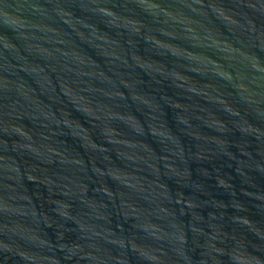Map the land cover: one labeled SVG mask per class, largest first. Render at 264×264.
I'll use <instances>...</instances> for the list:
<instances>
[{
  "label": "water",
  "instance_id": "1",
  "mask_svg": "<svg viewBox=\"0 0 264 264\" xmlns=\"http://www.w3.org/2000/svg\"><path fill=\"white\" fill-rule=\"evenodd\" d=\"M0 264H264V0H0Z\"/></svg>",
  "mask_w": 264,
  "mask_h": 264
}]
</instances>
